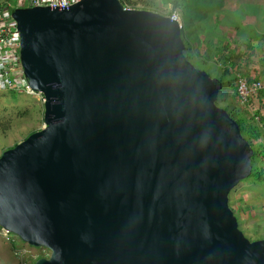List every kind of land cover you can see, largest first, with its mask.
<instances>
[{"label":"water","instance_id":"obj_1","mask_svg":"<svg viewBox=\"0 0 264 264\" xmlns=\"http://www.w3.org/2000/svg\"><path fill=\"white\" fill-rule=\"evenodd\" d=\"M13 17L45 127L0 157V227L50 251L34 264H264L230 205L254 148L178 21L122 0Z\"/></svg>","mask_w":264,"mask_h":264},{"label":"rangeland","instance_id":"obj_2","mask_svg":"<svg viewBox=\"0 0 264 264\" xmlns=\"http://www.w3.org/2000/svg\"><path fill=\"white\" fill-rule=\"evenodd\" d=\"M7 0H0V4ZM17 4L19 0H9ZM134 9H144L170 16L175 9L180 10L184 32L188 39L201 43L206 37L203 30L198 29L202 23L210 31L216 29L217 18L222 19L220 28L228 38L243 41L242 50L248 48L254 53V70H259L264 79V49L258 51L260 44L264 45V0H189L185 3L186 11L182 7H175L173 0H132ZM22 5V3H20ZM237 26V27H236ZM229 30V33H228ZM233 31V33H230ZM197 42H194L196 46ZM200 47V46H199ZM203 51V50H202ZM194 65L206 71L212 77H218L220 70L213 62ZM227 101H220V106L226 109L238 107L239 111H247L252 117L258 110L256 107L247 108L235 94L234 90L224 87L221 97ZM237 95V96H235ZM45 127V105L41 98L15 91H0V157L2 154L24 141L32 133ZM264 144V137L259 141ZM256 165L264 169V158L258 157ZM230 205L238 216L241 230L252 241L264 239V186L254 185L250 181H242L230 194ZM0 227V264H33L41 255L46 257L49 250L36 248L23 242L18 236L3 235ZM12 238V239H11Z\"/></svg>","mask_w":264,"mask_h":264},{"label":"trees","instance_id":"obj_3","mask_svg":"<svg viewBox=\"0 0 264 264\" xmlns=\"http://www.w3.org/2000/svg\"><path fill=\"white\" fill-rule=\"evenodd\" d=\"M122 1L127 7L135 6L132 0ZM173 1H175V7H182L184 9L183 11L187 10L185 9V3L189 2V0ZM5 4L6 2L0 4V11L6 6ZM216 21L217 26L213 31H210L202 23L198 25V29L202 28L201 30L206 34V37L201 43L197 42L198 40L192 41L188 39V34L183 31L187 47L186 55L193 64L197 61L205 64L213 62L221 71L217 78L223 82L224 87L227 85L229 91L234 90L235 94L238 95V79L240 77H246L251 83H253L261 79L260 71L253 69L255 64V61L252 59V56L254 55V53H252L253 51L250 52L248 48L242 50L241 48L244 44L243 41L235 39L233 36L232 38H228V36L222 33V29L220 28L222 19L219 17ZM230 33H233V31ZM194 42H197L196 46L194 45ZM261 48L264 49V45L260 44L258 51L262 52ZM261 61H264V59ZM226 96L227 95H224L223 98L220 96L218 103L220 104L221 100L227 101ZM256 104L259 105L258 110L251 118L247 116L246 110L245 112H241L238 107L230 108L229 106H226V109L230 115L240 123L244 137L252 145L255 151L252 159L253 173L248 179H246V181H250L254 185L258 184L264 186V169L256 165L258 157L264 158V144L259 142L264 137V91L255 95L248 103L247 108L256 107ZM41 257L46 256L41 255L34 260L33 264Z\"/></svg>","mask_w":264,"mask_h":264},{"label":"built area","instance_id":"obj_4","mask_svg":"<svg viewBox=\"0 0 264 264\" xmlns=\"http://www.w3.org/2000/svg\"><path fill=\"white\" fill-rule=\"evenodd\" d=\"M83 0H19L18 5L6 1V6L0 11V91H15L37 96L45 103L42 93L35 91L26 77L21 57V35L18 22L13 17V11L18 7H50L52 9H69ZM22 3V5H20ZM131 8V7H127ZM170 18L182 26L180 10L172 11ZM238 95L242 103L248 104L251 99L264 91V79L251 83L248 78L238 79ZM6 237L12 234L3 228ZM12 239V238H11ZM47 250V249H46Z\"/></svg>","mask_w":264,"mask_h":264},{"label":"crops","instance_id":"obj_5","mask_svg":"<svg viewBox=\"0 0 264 264\" xmlns=\"http://www.w3.org/2000/svg\"><path fill=\"white\" fill-rule=\"evenodd\" d=\"M262 79V78H261Z\"/></svg>","mask_w":264,"mask_h":264}]
</instances>
